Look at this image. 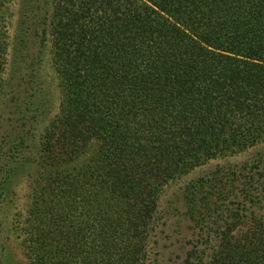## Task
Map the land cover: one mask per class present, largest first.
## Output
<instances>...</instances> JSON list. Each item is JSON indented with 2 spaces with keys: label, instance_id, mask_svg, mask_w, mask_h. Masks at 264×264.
<instances>
[{
  "label": "trees",
  "instance_id": "16d2710c",
  "mask_svg": "<svg viewBox=\"0 0 264 264\" xmlns=\"http://www.w3.org/2000/svg\"><path fill=\"white\" fill-rule=\"evenodd\" d=\"M17 2L0 0V202L33 165L23 264H154L163 187L264 142V0ZM213 194L185 196L210 239L181 264H264V193Z\"/></svg>",
  "mask_w": 264,
  "mask_h": 264
},
{
  "label": "rangeland",
  "instance_id": "374dc122",
  "mask_svg": "<svg viewBox=\"0 0 264 264\" xmlns=\"http://www.w3.org/2000/svg\"><path fill=\"white\" fill-rule=\"evenodd\" d=\"M17 3V0H14L15 9ZM15 15L14 11V17L9 27L10 37L14 35L16 28ZM41 75L51 98L55 100L54 107L56 108L59 102V88L57 78L50 68L48 51L41 69ZM51 115L48 116V120ZM48 120L40 121L32 129L35 140ZM7 132L3 130L0 137L4 139L8 136ZM15 133H17L16 130ZM34 145L33 143V146L28 147L29 156H33L35 153ZM258 158L264 159V142L236 154L211 160L170 181L163 187L158 199L156 224L150 243L155 258L154 264H181L187 252L194 247L206 252L209 251L210 238H206L203 233L206 228L201 229L202 227L194 225L187 209L188 202L185 196L187 193H193L194 190L212 195H214L213 193H221V195L233 193V195L240 196L241 193H264V181L262 179L257 180L256 176L253 182V188L256 191L254 189L251 192L244 191L249 186L247 177L250 173L255 175V170L260 166V164L255 163ZM261 166H264V163ZM25 167L26 169L22 170L10 184V190L5 200L0 202V247L4 245V248L1 247L0 257H2L3 264H23L24 262L22 236L18 228L24 223V213L29 205L31 188L36 173V168L33 165ZM244 169L245 172L247 171L245 178L243 175L246 174H243V171L241 172L242 176L237 175L238 170ZM229 186L232 190L227 192ZM215 195L218 196V194ZM231 199L234 202L233 197Z\"/></svg>",
  "mask_w": 264,
  "mask_h": 264
}]
</instances>
